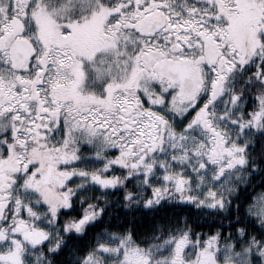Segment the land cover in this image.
Instances as JSON below:
<instances>
[{
	"label": "snow or ice",
	"instance_id": "1",
	"mask_svg": "<svg viewBox=\"0 0 264 264\" xmlns=\"http://www.w3.org/2000/svg\"><path fill=\"white\" fill-rule=\"evenodd\" d=\"M0 264H264V0H0Z\"/></svg>",
	"mask_w": 264,
	"mask_h": 264
}]
</instances>
